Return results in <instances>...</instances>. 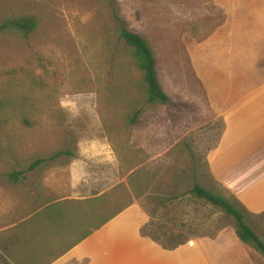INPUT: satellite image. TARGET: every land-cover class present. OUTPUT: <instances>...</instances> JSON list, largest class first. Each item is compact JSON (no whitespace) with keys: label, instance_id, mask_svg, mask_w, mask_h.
<instances>
[{"label":"rangeland","instance_id":"1","mask_svg":"<svg viewBox=\"0 0 264 264\" xmlns=\"http://www.w3.org/2000/svg\"><path fill=\"white\" fill-rule=\"evenodd\" d=\"M23 15L33 32L0 35V264H47L129 206L163 249L223 235L206 262L264 264L189 193L237 201L264 241V0H0V20ZM119 19L152 49L166 104L146 101Z\"/></svg>","mask_w":264,"mask_h":264},{"label":"crops","instance_id":"2","mask_svg":"<svg viewBox=\"0 0 264 264\" xmlns=\"http://www.w3.org/2000/svg\"><path fill=\"white\" fill-rule=\"evenodd\" d=\"M236 104L237 100L230 106V110L232 106V111L236 110ZM93 196L84 195L80 199L88 200ZM130 207L123 208L97 229H93V225L89 226L87 223L81 224L79 236L72 237L73 239L67 241L63 248L60 247L58 254L51 256L47 264H191L192 261L193 264H214L206 260L213 261L211 255L216 257L213 253L217 252L212 251L211 247L220 243L222 240L220 237L223 235L213 240L198 238L193 244L181 243L173 249H163L141 233L140 222L125 218V212ZM70 226L74 225L66 223L63 226L64 235V229L67 227L69 229ZM88 229L90 233L87 232ZM232 236L236 242L239 240L235 232ZM65 238L63 236V239ZM204 251L212 254L206 257Z\"/></svg>","mask_w":264,"mask_h":264},{"label":"trees","instance_id":"3","mask_svg":"<svg viewBox=\"0 0 264 264\" xmlns=\"http://www.w3.org/2000/svg\"><path fill=\"white\" fill-rule=\"evenodd\" d=\"M120 20V19H119ZM38 26V20L34 15H23L16 17H5L0 20V35L11 32L21 37H27L33 32ZM119 39L125 42L126 47L130 50L134 62L137 68L142 73V88L146 96V101L149 103H161L166 104L169 101V96L161 88L155 68V59L152 49L148 45L146 39L139 33L128 29L124 22L120 20ZM140 113V109L134 111L130 122H134ZM64 151H56L50 157L59 156ZM45 158H35L29 165V170H34ZM23 170H13L8 173V178L14 182H19L25 177ZM191 196L196 199L204 200L211 205L216 206L223 213L230 215L234 221V232L237 238L244 244H247L257 250L264 256V241L258 236V234L246 223L245 214L237 205V201H231L224 195L214 192L205 186L194 183L192 188L189 190ZM53 205L44 210L48 211L53 209ZM118 213V212H117ZM116 213V214H117ZM116 214L102 219L93 229H97L106 221L113 218ZM90 233V229L87 231Z\"/></svg>","mask_w":264,"mask_h":264}]
</instances>
